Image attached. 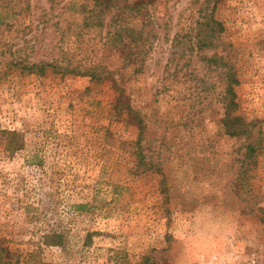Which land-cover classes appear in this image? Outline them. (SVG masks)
<instances>
[{
	"label": "rangeland",
	"instance_id": "obj_1",
	"mask_svg": "<svg viewBox=\"0 0 264 264\" xmlns=\"http://www.w3.org/2000/svg\"><path fill=\"white\" fill-rule=\"evenodd\" d=\"M0 264H264V0H0Z\"/></svg>",
	"mask_w": 264,
	"mask_h": 264
},
{
	"label": "trees",
	"instance_id": "obj_2",
	"mask_svg": "<svg viewBox=\"0 0 264 264\" xmlns=\"http://www.w3.org/2000/svg\"><path fill=\"white\" fill-rule=\"evenodd\" d=\"M63 58L61 60L59 59H55L53 61H39V62H27V63H17L21 65V69L22 71H27L28 73H36V74H44L46 69L48 67H54L55 69L59 70V71H63V72H72V73H76V74H87L89 71L90 74H92L95 77H99L98 75V70L94 69V70H90L89 68L86 69H81L79 68V66H73L70 63L64 64L62 61ZM64 60H66L64 58ZM229 91L230 93H233L232 88L229 86ZM234 103V100L230 99V105H232ZM232 107V106H231ZM229 117V115H228ZM225 127H226V133L229 135H242V134H246L250 131L249 129V125L246 124V122L242 121L240 118L237 117H230L228 118V120H226L225 123ZM256 149L257 147L249 144L248 145V151H249V155L252 156V158L255 159L256 156Z\"/></svg>",
	"mask_w": 264,
	"mask_h": 264
}]
</instances>
